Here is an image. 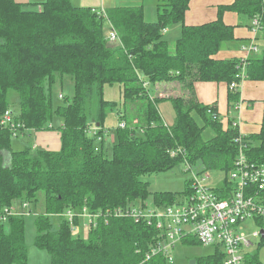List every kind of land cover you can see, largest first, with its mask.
Returning <instances> with one entry per match:
<instances>
[{"label": "trees", "instance_id": "obj_1", "mask_svg": "<svg viewBox=\"0 0 264 264\" xmlns=\"http://www.w3.org/2000/svg\"><path fill=\"white\" fill-rule=\"evenodd\" d=\"M191 2L166 0L158 6L157 21L150 23L143 5L98 12L71 0H45L32 9L15 0H0V213L21 202L36 206L39 193H44L45 210L34 217V244L50 255L51 264H168L160 254L147 260L160 234L144 221L112 216L88 230L85 239L72 234L67 220L55 227L52 218L71 208L90 212L139 208L150 198L160 208L178 203L192 193L191 181L181 193L152 192L143 177L183 164L192 170L200 167V174L227 177L236 168L238 138L248 146L249 162L264 166V116L260 133L244 136L232 121L225 127L217 105L200 103L196 93L200 82L228 84L233 112L241 103L240 88H232L242 84L237 76L243 73L246 80L264 81V52L246 60L216 59L223 45L236 39L235 27L224 21L225 13L251 20L258 16L263 24L264 0L221 5L216 21L187 26ZM106 23L108 35L117 32L118 45L109 43ZM176 25L181 26V35L171 51L165 31ZM260 32L264 39V27ZM66 77L73 80V97H63L66 103L54 107L52 88ZM172 83L181 85V95H150L149 86ZM116 85L123 88L118 103L105 97L106 87ZM10 91L20 97L18 114L10 109ZM164 101L173 106V125L166 124L160 113ZM8 111L10 127L2 124ZM111 112L126 126L116 128L109 156L104 137ZM55 116L61 119L60 126L53 125ZM91 127L98 130L94 137ZM207 129L215 136L205 141ZM54 130L61 133L60 151L13 147L16 132L18 139H27ZM235 186L226 179L217 192L226 199ZM29 219L12 217L0 226V264H29ZM184 244L201 246L197 241ZM263 247L264 242L255 253L249 251L245 263L264 264L259 253ZM195 260L224 264L225 254L215 248L212 255Z\"/></svg>", "mask_w": 264, "mask_h": 264}, {"label": "built area", "instance_id": "obj_2", "mask_svg": "<svg viewBox=\"0 0 264 264\" xmlns=\"http://www.w3.org/2000/svg\"><path fill=\"white\" fill-rule=\"evenodd\" d=\"M253 27L255 34L263 29L260 17L253 19ZM108 40L119 43V36L115 30L110 33ZM257 50L254 45L250 48L252 52ZM237 77L242 82L246 79L243 73ZM239 86L240 84L234 83L232 88L237 89L240 88ZM2 124L11 126L12 114L9 111L3 117ZM233 125L238 128L236 123ZM125 126V123L120 124L121 128ZM12 128L15 130L14 127ZM18 135L20 133L16 132L14 137L18 139ZM236 141L240 150L235 170L227 177L220 174L217 186L212 183L213 172L203 174L193 172L192 193L181 196L178 203L161 208L154 206L152 210L147 203L139 208L131 207L125 210L119 208L98 212H90L87 208L82 210L71 208L63 216L69 222L74 236L81 233L82 227L77 224L80 220L88 230L96 228L100 221L108 222L112 216L129 217L137 222L144 221L149 226L155 227L160 234L147 260L160 254L167 259L168 264H177L174 254L178 246L185 245V241H197L203 247L221 248L225 254L224 264H246L248 250L256 245L253 240L258 239V245L264 242L262 233L264 231V166L250 163L245 153L248 146L240 138ZM177 153H181V150ZM177 153L173 152L172 156H176ZM186 167L187 172H192L189 164H186ZM226 179L236 186L228 192V198L222 199L217 189ZM32 215L31 203L21 202L0 213V226H6L12 217ZM250 220L259 226V231L247 235L243 231V225Z\"/></svg>", "mask_w": 264, "mask_h": 264}, {"label": "crops", "instance_id": "obj_3", "mask_svg": "<svg viewBox=\"0 0 264 264\" xmlns=\"http://www.w3.org/2000/svg\"><path fill=\"white\" fill-rule=\"evenodd\" d=\"M27 9H32L40 6L45 0H15ZM75 6L92 8L98 12H105L111 8L123 7V6H136L143 5L145 9V19L150 13L147 14L148 5L146 0H71ZM236 0H192L190 8L186 13L185 23L187 26L201 25L205 23L214 22L218 18V10L221 5H230ZM166 0H154L152 8H154V14L152 18L154 23L158 19V6ZM39 8V7H38ZM242 16L227 12L224 15V21L227 25L235 27V40L227 42L223 45L221 51L217 54L218 60L229 59H248L261 57L259 53L264 46V39L261 32L254 33L252 30V20H242ZM151 20V14H150ZM149 22V21H148ZM264 25V20H263ZM181 35V26L176 25L168 28L165 31V39L171 44V42H177ZM256 46L258 50L250 51L251 46ZM264 49V48H263ZM264 52V50H263ZM117 86V85H116ZM119 86V85H118ZM115 87V86H113ZM113 87H106L105 97L107 99V91ZM152 87V86H151ZM156 88L153 94H150L153 98H169L181 95L182 87L179 83L164 84L153 86ZM118 92L120 94L119 101L122 100L123 88L119 86ZM241 103L237 109L232 112L229 108L228 95L229 86L226 83H214V82H200L196 84V93L200 103L208 105H217L218 112L224 119V123L229 125L232 121L238 125L240 133L244 136H250L258 134L261 131L263 116H264V81H250L244 80L240 86ZM108 100V99H107ZM114 102V101H113ZM160 113L166 124L173 125L175 121V112L172 104L169 101H164L159 107ZM116 127L119 126L118 117H116ZM61 123L58 125L60 126ZM110 127V123H108ZM106 124L107 130L110 128ZM96 127H91V131ZM109 132V131H108ZM109 134V133H107ZM35 145L38 148L49 151H60L61 149V133L57 130L51 132L34 133ZM104 137V141H105ZM102 140H98L101 143ZM105 146V145H104ZM39 199V196H38ZM31 204V210H32ZM37 206V205H36ZM45 210V205H44ZM43 210V211H44ZM33 213V212H32ZM38 213V214H42ZM37 215V214H36Z\"/></svg>", "mask_w": 264, "mask_h": 264}, {"label": "rangeland", "instance_id": "obj_4", "mask_svg": "<svg viewBox=\"0 0 264 264\" xmlns=\"http://www.w3.org/2000/svg\"><path fill=\"white\" fill-rule=\"evenodd\" d=\"M146 1H147V5L149 6L147 10V14L148 13L151 14V20H150V14L148 17L146 16V18H147V21L152 22L154 21V19L152 18V14H154L155 11L151 5L154 2V0H146ZM162 3H165V2H162ZM241 18L242 20H245V21L246 19H248L246 16H242ZM253 28L254 27H253V19H252V30ZM105 29L108 35L109 26L107 23L105 25ZM109 43L112 46L118 45V42L112 43L109 41ZM170 47L172 49L171 51H174L175 42H171ZM263 48L261 49L262 51L259 53L260 56H262L263 54V50H264ZM118 88L119 86L117 85L111 89H108L107 99L109 101H114L117 103L121 102L118 100L120 98ZM149 88H150L149 89L150 94H153V92H155L156 90V88L153 86L152 87L149 86ZM73 94H74V86H73V80L71 77H66L63 84L60 82V80H58V82L52 88V98H53L54 107L64 105L66 103V99L64 98L72 99ZM62 96L64 98H61ZM8 97H9L8 101L10 104V109L16 114H18L20 110V97L18 93H16L15 91H10ZM116 117H117L116 112H111L108 117L107 123H106L107 126H108V123H110L111 125L110 127L108 126L110 128L108 130L109 134L105 135L106 140H105V146H104L105 151L108 152L109 156L112 155V149L114 145L113 143L116 141V132H115L117 128L116 127V123H117ZM52 123L55 127H57L61 123V119L58 116H55ZM224 125L225 127H228V124L225 123ZM90 134L92 137H94L96 134V129L91 131ZM214 136H215V133L212 131V129H207L204 133V140L208 141L212 139ZM29 145H32L33 148L36 146L34 137H30L27 139L19 138V139H15L13 142V147L16 149H20L22 147L29 146ZM198 171H201L200 167H194L192 172H187V167L183 164L169 172L144 176L143 180L150 184V189L152 192L181 193L185 190L186 183L193 179L194 177L193 172H198ZM220 174H224V173H213L212 174L213 175L212 183H214L216 186L219 185V178L221 177ZM147 204L150 210L154 209V202L151 198L147 200ZM44 205H45V197H44V193L41 192L39 193V203L37 204V206L32 205V211H33L32 217L33 218L27 217V218H30L28 220L27 235H26V243H27L28 250H29V264H51L50 255L46 251L38 249L34 244L35 237L37 235V230L34 225V221H35L34 217L36 216V214L44 212L43 211ZM63 215L64 214L57 215L52 218L55 227L59 226L61 219H65ZM78 224H80V226L82 227L80 235L84 236V238L87 239L88 238L87 226L83 225L82 220L78 221ZM243 231L247 235H250L256 231H259V226L254 221L250 220V221H247L243 225ZM253 242L256 245L248 250L251 253H255L257 251L259 240L255 239L253 240ZM214 252H215L214 247L179 245L178 249L176 250L174 254V260L177 264H191V262L195 260L196 258L201 257V256L212 255ZM259 253H260L261 260L264 262V247L261 250H259Z\"/></svg>", "mask_w": 264, "mask_h": 264}, {"label": "water", "instance_id": "obj_5", "mask_svg": "<svg viewBox=\"0 0 264 264\" xmlns=\"http://www.w3.org/2000/svg\"><path fill=\"white\" fill-rule=\"evenodd\" d=\"M262 233L264 234V231ZM191 264H196V260H193Z\"/></svg>", "mask_w": 264, "mask_h": 264}]
</instances>
